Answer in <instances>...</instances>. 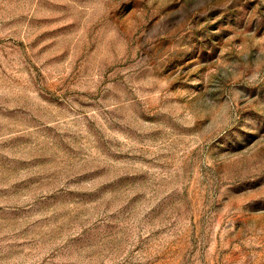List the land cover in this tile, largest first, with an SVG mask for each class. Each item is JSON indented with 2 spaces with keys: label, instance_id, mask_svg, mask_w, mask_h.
<instances>
[{
  "label": "rangeland",
  "instance_id": "374dc122",
  "mask_svg": "<svg viewBox=\"0 0 264 264\" xmlns=\"http://www.w3.org/2000/svg\"><path fill=\"white\" fill-rule=\"evenodd\" d=\"M0 264H264V0H0Z\"/></svg>",
  "mask_w": 264,
  "mask_h": 264
}]
</instances>
